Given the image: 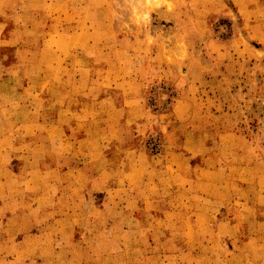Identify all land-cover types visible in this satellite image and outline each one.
<instances>
[{
  "label": "rangeland",
  "instance_id": "374dc122",
  "mask_svg": "<svg viewBox=\"0 0 264 264\" xmlns=\"http://www.w3.org/2000/svg\"><path fill=\"white\" fill-rule=\"evenodd\" d=\"M72 4L88 7L86 18L102 41L86 46V53L77 55L82 50L77 43L58 49L40 43L48 12L36 17L39 41L21 44L39 50L28 60L16 62L19 44L0 43V147L9 149L0 154V164L9 166L14 181L2 208L12 223L5 228L26 234L21 253L32 242L45 247L64 239L74 264H157V253L145 252L144 245L171 249L181 236L172 230L163 199H171L173 209L196 203L204 181L219 182L220 171L241 147L245 188L234 192L243 193L238 207L243 227L240 234L228 229L212 243L232 247L242 237L246 245H262L254 259L264 264V25H253L255 17L264 18V6L252 1L245 13L234 8L224 13L194 0ZM109 9L110 29L102 24ZM64 47L69 51L50 53ZM59 79L66 85L61 97L45 90ZM92 97L99 99L94 106ZM58 113L65 122H52ZM172 150L185 152L168 165L171 156L165 155ZM66 180L65 188L49 184ZM158 180H187L191 186L188 193L170 188L163 194ZM76 181L85 187L71 184ZM93 181L101 188H93ZM146 181L154 185L143 187ZM234 212L231 203L221 209L229 217ZM51 229L56 235L33 239L37 230ZM44 249L39 255L50 257ZM212 254L205 263L232 259L226 247ZM251 254L240 259L249 264Z\"/></svg>",
  "mask_w": 264,
  "mask_h": 264
},
{
  "label": "crops",
  "instance_id": "0c3cea01",
  "mask_svg": "<svg viewBox=\"0 0 264 264\" xmlns=\"http://www.w3.org/2000/svg\"><path fill=\"white\" fill-rule=\"evenodd\" d=\"M194 1L196 2V4L198 3L199 6L206 7V9L211 12L221 11L224 13H231L234 9L239 12H241V10L243 9L245 13L247 7L251 8L250 3H252V1L254 3H260L259 5H257L258 7L264 6V0ZM72 5V0H0V38H2L0 39V43L6 45L19 44L17 54L15 56L16 62H23L24 60H28L32 57L33 52H38L39 50H36L32 46H21V44L29 45V43L33 44L39 41V39L37 38L38 36L36 29V19L38 18L39 14L44 17L48 12L50 19H48L47 23V35L44 34L41 37L40 43H42L43 45L47 44L48 46L49 44L53 45L55 49H58V47H62L63 45L77 43V46L79 45L78 48L82 46V50H78L77 55L80 53L83 54V52L86 53V46L100 43L102 41L94 37V31L91 30V27H94V23L92 19L90 20V16L89 18H86V14L89 13L88 7L86 9L85 5ZM253 5L255 6V4ZM96 12L101 11L97 9ZM110 13L111 10L109 11L110 18L108 17V19H106L104 16V19L102 20V24L105 27L107 26L109 29L113 28ZM11 18L14 20L13 25H10L9 20ZM88 22L89 24H87ZM253 25L261 27L262 25H264V18L255 17V22H253ZM6 28L7 34L2 35ZM50 49V53L56 55L64 53L65 51H69V49L65 50V47L60 50L59 53L52 48ZM28 54L31 55V57H27ZM83 76L84 75H82V73L79 74L80 79ZM53 83H55L54 87H52ZM50 85L51 86L48 85L45 90L47 92H51L52 94L59 93V96L61 97L62 94L66 91V85H62V81L60 79L50 81ZM28 88L30 89V91H36L31 86H28ZM92 100V106H94L95 103H98L99 101L98 97H92ZM82 101V106L86 105L85 101L88 102V100L85 99H82ZM61 106H65V103L61 104ZM60 115L61 114L58 113L57 119L52 120V122H65L64 118H62ZM83 116H85V118L87 119V115L83 114L81 117L82 119ZM84 135L87 136V141L89 143H92L90 132H84ZM5 138L7 139V136L3 135V140ZM184 150H172L168 152V154H166L165 156L170 155L171 157L170 159H167L166 163H168V165H171V163L174 162L172 161L174 157L181 159L182 155H184ZM7 152L9 153V149H6V147L4 146L2 148L0 147L1 155L2 153H5L6 155L8 154ZM234 155L235 159H231L229 161V164L226 165V168L223 167L221 171L217 169L221 172V180L219 182L211 180L204 181L205 187L202 193H200V195H196V198L194 199L196 203L192 205H190V203L183 204L180 209H173L169 206L171 204V199H169L168 201H165V199H163V201L168 205V208L164 205H162V208L165 207L164 209H166L168 216H171V219L173 221L172 230L179 232L181 236L180 240H178V242H175L171 246V249L169 247L160 248L158 244L156 245V243L150 246L149 244L144 245L147 247L144 248L145 252H150L153 254L157 253V264H207L204 262V258L213 256L212 253L220 252L222 251V249L224 250L225 247L228 254L232 258L229 261V264H246L245 260L240 259V257H242L244 253H246V251L252 253L249 264H262L260 260L254 259V253L259 252L262 248V245H257L255 243L253 245H246V243L243 242L246 240L244 238L242 239V237L238 240L239 242L232 244V247L229 245L223 246L221 244L215 245L214 243H212L213 240L217 241L219 238L221 239V236H225L228 229H231L235 234L236 232L238 233V231H240V229H242L243 227L242 220H240L239 216L240 212L238 210L243 193H238V191L234 192V188H236L237 190H244L245 188L242 180V174L239 173L245 171V162L243 161V158L245 157V151L241 147H238ZM163 165L165 166V164ZM78 169L85 171V167L84 169L78 167ZM9 170V166L7 164H0V264H74L72 260H69V258H67V252L70 251L69 248H66L65 244H61V242L64 240L63 237L60 238L63 239L62 241H59L60 243L57 242V244H55L54 241L51 240V243L46 245L45 247L44 245H38L40 244V242L38 241H36L35 244L32 242L33 245H29V247L26 249L29 252L25 253L23 251L21 253L20 249L22 247V244L26 242V234L22 237H19L18 233L12 230V227L8 229L5 228L6 225L12 223L11 221H8V217L5 215L4 209L2 208L4 205V197H6V193L8 194L10 187H13L14 182L10 180L11 174L9 173ZM205 170L212 171L208 168H205ZM234 171H236V174L230 175ZM254 180H256V176ZM93 182L94 183L91 185L93 186V188H101V185H97L95 181ZM49 184L52 187H54L55 185H59L60 188H65L66 186L70 185V182L66 180L57 183L50 182ZM71 184H77L78 186H81V183H79L78 181ZM178 184L181 185L178 186ZM231 184L235 185L232 191L229 190ZM153 185L151 181L142 183L143 187L148 186V188L152 187ZM156 186L158 188V191L161 190L163 194H169L166 192V189L169 192L170 188H172L173 192L179 190L182 193H188V188L191 186V183L185 180L175 181L171 184L167 181L164 182L163 180H158ZM81 187L84 188L85 185H82ZM259 190L260 188L258 189V191ZM143 198L144 197H142L141 199V203L143 202ZM57 199L58 201H60L63 199V197H57ZM174 199L175 200L172 201L176 202L175 196ZM188 200L189 199H187L186 201L188 202ZM181 203L186 202L184 201ZM229 203H231L235 207V212L232 213L230 217L229 215L221 213V209L227 207ZM169 210L172 212H170ZM163 218L166 219L170 217H166V215L164 214ZM129 231V229L126 230V233H128ZM153 232L154 234H156V231ZM50 233L51 237L53 235H56V233H53V230L51 229V231L47 230L46 232L37 230L32 236L33 239L36 240L37 237H41ZM148 234L150 235L153 233ZM206 235H208V237L210 238L212 236L214 237V239H207ZM27 238L29 239V237ZM43 248L49 251L50 257L42 258V255H39ZM83 249H85V246ZM23 253L26 255H24ZM233 258L235 261L232 262ZM128 263L129 262L126 261V264ZM77 264H81V262ZM94 264H97V262L94 261Z\"/></svg>",
  "mask_w": 264,
  "mask_h": 264
}]
</instances>
